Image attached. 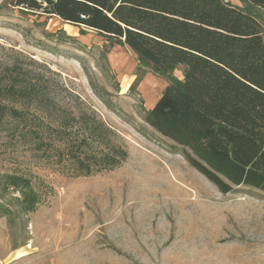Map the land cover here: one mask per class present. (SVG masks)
<instances>
[{"label": "rangeland", "instance_id": "374dc122", "mask_svg": "<svg viewBox=\"0 0 264 264\" xmlns=\"http://www.w3.org/2000/svg\"><path fill=\"white\" fill-rule=\"evenodd\" d=\"M225 1L250 13L264 38L259 7ZM9 2L0 0V74L11 60L31 71L57 105L53 123L67 122L70 137L84 134L89 145L56 162L30 136L0 130V264H264V192H219L145 122L182 66L156 74L122 43ZM8 174L29 181L35 210ZM166 177L184 201L171 197Z\"/></svg>", "mask_w": 264, "mask_h": 264}, {"label": "trees", "instance_id": "16d2710c", "mask_svg": "<svg viewBox=\"0 0 264 264\" xmlns=\"http://www.w3.org/2000/svg\"><path fill=\"white\" fill-rule=\"evenodd\" d=\"M264 14V0H246ZM26 15L56 17L126 45L156 74L182 66L144 115L181 147L219 192L250 186L264 192V38L259 22L225 0H10ZM31 71L11 60L0 74V130L32 140L45 160L75 161L89 145L53 123L57 105ZM41 107L43 115L30 109ZM65 119L68 118V113ZM64 143H61L60 140ZM83 150V149H82ZM85 154H88L85 151ZM84 173L89 164L79 160ZM26 211L38 197L23 177L6 175Z\"/></svg>", "mask_w": 264, "mask_h": 264}, {"label": "bare ground", "instance_id": "6f19581e", "mask_svg": "<svg viewBox=\"0 0 264 264\" xmlns=\"http://www.w3.org/2000/svg\"><path fill=\"white\" fill-rule=\"evenodd\" d=\"M170 179H168V177H166L165 181H164V184H165L166 188L168 189V192H170L169 194L171 195V197H173L177 200H180V201L183 200L184 201V197L181 194H179L176 190H174L172 188L173 186H171V184H170V181L177 183L176 180H172V179L170 180ZM197 202H198V200H197Z\"/></svg>", "mask_w": 264, "mask_h": 264}, {"label": "crops", "instance_id": "0c3cea01", "mask_svg": "<svg viewBox=\"0 0 264 264\" xmlns=\"http://www.w3.org/2000/svg\"><path fill=\"white\" fill-rule=\"evenodd\" d=\"M158 97H159V96H158ZM158 97H157V98H158ZM157 98H156V99H157ZM155 101H156V100L153 101V104H154ZM153 104H152V105H153Z\"/></svg>", "mask_w": 264, "mask_h": 264}]
</instances>
